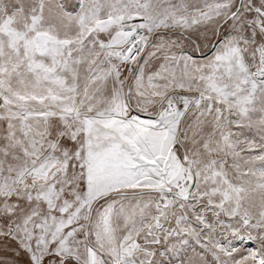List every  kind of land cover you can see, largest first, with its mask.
Returning <instances> with one entry per match:
<instances>
[{"label": "snow or ice", "instance_id": "snow-or-ice-1", "mask_svg": "<svg viewBox=\"0 0 264 264\" xmlns=\"http://www.w3.org/2000/svg\"><path fill=\"white\" fill-rule=\"evenodd\" d=\"M0 264H264V0H0Z\"/></svg>", "mask_w": 264, "mask_h": 264}]
</instances>
